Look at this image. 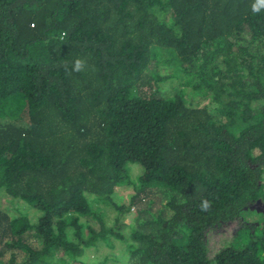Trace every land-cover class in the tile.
<instances>
[{
    "label": "trees",
    "instance_id": "trees-1",
    "mask_svg": "<svg viewBox=\"0 0 264 264\" xmlns=\"http://www.w3.org/2000/svg\"><path fill=\"white\" fill-rule=\"evenodd\" d=\"M254 4L0 0V189L38 214L0 210V264H55L58 252L87 264L84 250L109 237L126 243L127 264H264V222L242 219L264 204V7ZM175 63L196 99L159 90L170 79L159 69ZM126 183L134 193L118 218L137 215L121 235L90 200L111 205ZM231 224L210 257L208 233Z\"/></svg>",
    "mask_w": 264,
    "mask_h": 264
},
{
    "label": "rangeland",
    "instance_id": "rangeland-1",
    "mask_svg": "<svg viewBox=\"0 0 264 264\" xmlns=\"http://www.w3.org/2000/svg\"><path fill=\"white\" fill-rule=\"evenodd\" d=\"M159 71L162 77H164L165 75H170V79H164L157 83L159 90L163 94L171 95L175 94L177 91L182 90L185 94L184 98L187 101L197 98V96H195L190 90H184L182 87V82L176 77L177 63L161 67ZM195 104L209 107L210 109L214 107L213 105L211 107L210 100H203L201 98L200 101L195 102ZM140 174V169L134 167V169L132 170L133 180H135V178ZM133 193L134 192L131 185L126 183L117 186L111 195L112 203L115 206H113V204L109 205L103 202L96 203L90 200V203L92 204L95 212L102 217V224H104L106 228L117 226L115 227L114 232L124 235L128 233V229L134 227L137 210L135 211L133 208H131L128 213L120 216V218H118L119 216L116 211V207H127L129 205V201ZM156 208H158V206H155V209ZM0 210L6 213V215H8L10 218L27 217L31 222H35L38 218V214L31 207L19 200L8 197L7 195H5L2 189H0ZM116 219L119 220V225H115L113 223V221ZM242 219L244 222H248L250 226L258 227L261 223L264 222V204L253 206L246 210L242 214ZM80 222L84 223L85 225L92 226L93 230L99 231L100 224L91 220L90 218H81ZM236 229L237 226L231 224L223 229L214 230L208 233L206 242L210 249V257H212L211 255L217 253L219 250H221L231 242V239L234 235V230ZM82 232L85 237L90 236V231L87 228H84ZM66 233L68 237L73 239L72 229H70V227L66 229ZM108 242L109 243L99 240L95 243V246L86 248L83 254L79 257L80 260L87 264H127L130 255L126 250V243L116 239L115 237H109ZM33 243H37L36 245L38 246L37 241ZM8 255L9 254H7V257ZM23 258L24 254L19 253L18 260L22 261ZM52 261L55 264H69L70 259L68 255L58 252L53 256Z\"/></svg>",
    "mask_w": 264,
    "mask_h": 264
},
{
    "label": "clouds",
    "instance_id": "clouds-1",
    "mask_svg": "<svg viewBox=\"0 0 264 264\" xmlns=\"http://www.w3.org/2000/svg\"><path fill=\"white\" fill-rule=\"evenodd\" d=\"M261 7H264V0H256V4L253 5V11L258 12ZM84 67H85V61L84 60L77 59L75 61V68H74L75 71H81L84 69ZM209 207H210L209 203L207 201H205L201 205V210L207 211Z\"/></svg>",
    "mask_w": 264,
    "mask_h": 264
}]
</instances>
